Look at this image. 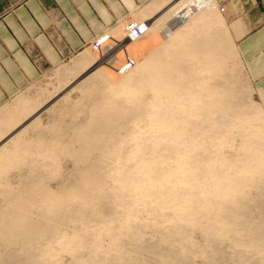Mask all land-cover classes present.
Masks as SVG:
<instances>
[{"label":"bare ground","instance_id":"bare-ground-1","mask_svg":"<svg viewBox=\"0 0 264 264\" xmlns=\"http://www.w3.org/2000/svg\"><path fill=\"white\" fill-rule=\"evenodd\" d=\"M137 17L142 21L140 24L148 22L146 33L157 35L162 40L135 66L142 68L138 71L142 74L140 82L155 84V104L159 109L151 114L156 123L153 124L151 119L145 120L149 122L146 131L143 130L145 127L139 126L140 122L125 129L128 124L121 119L124 116L132 121L137 116H151L143 113L144 104L133 105L129 103L134 100L132 97L124 99L123 96L132 88V76L126 74V61L123 57V62H120L119 55L125 51L127 56V46L135 44L140 37L126 36L123 42L122 38L115 39L112 35L123 34L122 27L107 36H112L111 39L106 37L115 42L121 41L116 44L122 50L120 54L105 52V57L97 59L94 49L93 53L87 49L74 71L58 72L61 75H57L58 84L53 87V92L41 89L36 97L20 98L13 104L15 107L10 108L9 105L0 108V174L3 162L12 160L15 154L20 157V163H25L27 159L35 162L29 166L34 177L20 176L24 180L15 185L16 192L12 191L13 188L0 189V196H5L6 203L3 206L2 202L0 206V244L4 246L0 252V264H48L56 260L53 259L55 252L60 250L68 252V264H144L140 256L149 244L153 254L157 250L155 253L159 259H156L161 264H191L192 255L197 251L205 259L202 264H264V210L261 209L264 203L263 110L250 99L252 91L248 89L233 93L232 89L215 85L209 90L197 92L198 88L203 87V76L214 73L216 64L230 56L239 58L217 2L155 0ZM114 45L113 41L110 45L113 48L108 46L105 51L108 48L115 50ZM221 46L225 53L216 59L214 50ZM164 56L169 60H165ZM189 56L193 59L190 68L184 62ZM196 62L204 63L206 69L199 71L192 67ZM167 65L169 69H166ZM235 80V77L230 79L233 83ZM170 90L172 94H168ZM61 91L64 94L57 101L54 100L63 104L60 114L78 115L87 106L81 102H92L97 98V104L98 101L100 104H92L94 107L107 102L110 108L102 118L93 119L100 124L96 131L78 136L80 149L77 152L80 154L90 147L98 149L99 160L84 161L86 165L74 168L75 171H71L70 175L68 173L67 177L60 174L62 183L59 182L56 189L47 186L46 182L44 186L41 183L44 181L41 178L48 173H57V167L52 165L55 162L53 158L58 156L55 147L59 144L55 141L56 136L47 137L44 134L46 127L42 123V112L48 111L51 116L57 109H54L56 104L43 108L46 93L56 97ZM77 91L83 97L74 101L71 96ZM213 95L217 99L213 105H209L206 98ZM174 100L176 102H172ZM193 101L201 103L195 104V108ZM191 117L197 120L193 122ZM73 127L82 129L84 123H76ZM46 129H50V126ZM234 131L244 141L238 155L228 161L232 168L213 166L211 155L216 144L232 145L235 136L227 133ZM27 137L31 139L26 140ZM70 144L71 141L66 140V146ZM160 145L166 152H189L182 161L183 168L176 174L167 176L168 169L156 166L161 156L157 154ZM218 159L223 162L227 160L221 153ZM166 161L167 158L162 163ZM111 162L114 169L108 168ZM227 169H235L238 173L235 183L228 180ZM113 170L115 173H111ZM41 171H46V176ZM110 177L116 183L114 191L109 189ZM176 179L182 182H176ZM145 180L150 183L144 185ZM137 184H143L144 197L155 196L150 202L157 204L155 209L167 211L166 215L173 220V233L178 240L189 245L187 251L178 241L174 246L175 243L165 233H161L162 239L157 242H142L143 223L132 208L138 199L130 193ZM41 185L44 188H40ZM150 185L152 189L147 188ZM244 187L250 188V192L245 191ZM226 195L232 198L225 199ZM109 198L121 200L120 206L128 213L125 224L116 222L111 225L112 217L108 218L109 221L94 219L96 204H99L105 217L112 215ZM147 209L151 211V208ZM79 221L84 224L94 221L97 225L103 222L97 234L98 241L107 240L109 244H101L99 249L98 242L80 236L77 233L81 228ZM188 225L192 226L191 233L198 229L202 231V246L198 241H192L191 233L184 230ZM69 227L71 230H67ZM123 228L127 230L128 240L125 244L128 246H123L117 240ZM65 235L67 237L63 238ZM222 239H227V244L234 249L235 254L231 258L224 254ZM168 241L176 248L175 259H167L162 253Z\"/></svg>","mask_w":264,"mask_h":264},{"label":"rangeland","instance_id":"rangeland-1","mask_svg":"<svg viewBox=\"0 0 264 264\" xmlns=\"http://www.w3.org/2000/svg\"><path fill=\"white\" fill-rule=\"evenodd\" d=\"M152 1V0H151ZM146 7L147 6H143L142 8H140L139 10H137L136 12H133L129 17H127L126 19H123V22H120L119 24H117L114 28L108 30L107 32H105L104 34L98 36L91 44L90 46H88L85 50H83L82 52H80L79 54L75 55V56H71L70 58H68L61 66L55 68L54 70H52L51 72L45 73L43 76L40 77L39 80H37L33 85H31L28 89H26L25 91L21 92L20 94H18L16 97H14L7 105L5 106H9L10 108L15 107V104L20 98L22 97H36L37 93H39L38 91H40L41 89H47L50 92H53V87L57 86L58 84V79L59 76L57 75H61L58 72H65L67 70H75L77 68V64L80 61L79 59L83 56V54L87 51V49H89L92 53L94 51L95 56L98 58H102L105 57L104 54L105 52L107 53H113L117 54L120 49V46H117L116 44H118L119 42H123V40H125L126 38V26L129 22L133 21L136 22L138 24H140V19L137 17L138 14H140V12L142 11H146ZM138 13V14H137ZM170 13V12H169ZM153 13L151 12V15ZM168 15V12L165 14V16ZM225 16V15H224ZM228 24H230V22L228 21V19L226 18ZM122 27L123 28V34L122 37L121 35H112L113 37H115V39H121V41L117 40L115 42V40H108L111 39L110 36L109 38L107 37L108 35H111L117 28ZM230 32H232V28L230 27ZM232 35V34H231ZM218 36V35H217ZM108 39H107V38ZM119 37V38H118ZM124 37V38H123ZM233 37V35H232ZM99 40V48L95 49L93 47V44L95 42H97ZM105 40V41H104ZM155 40H157L158 42H154ZM233 40L235 42V39L233 37ZM114 41L115 45L114 49H109V48H113L112 46H110L112 44V42ZM160 45V43H162V40L157 36V35H153V34H149V33H145L143 36H140L139 39H137V41H135V44L132 43L129 46H127V56L125 55V51L120 52L118 54L119 57L121 58L120 62H123V57H124V62L126 65L127 64V60H133L134 61V65L128 67L127 69H125L126 74H129L130 76H132V83H131V90L125 94H123L124 99L127 97H132L134 100L133 101H129V103H132L133 105H140V104H144L145 107L143 108V113H147L149 115L153 114L157 109L156 105V93L154 91V86L155 84H151V83H144V82H140L139 79L142 78V74H139L138 71H140L142 68H136V64L139 63L141 60H143L146 56L149 55V53L156 47L155 44ZM110 46L108 48V51H105V49L107 50V47ZM94 49V50H93ZM93 50V51H92ZM96 50V51H95ZM111 50V51H110ZM131 50V51H130ZM116 51V52H115ZM100 53V54H99ZM225 53V50L223 48V46H221L218 49L214 50V56L216 59H218L219 55ZM138 56V57H137ZM118 57V55H117ZM119 58V60H120ZM192 57L189 56L188 60L187 58L184 60V62L188 66L189 68L191 67V62L193 59H191ZM126 59V60H125ZM164 59H168L166 56H164ZM169 60V59H168ZM177 61V60H176ZM179 61H181L179 59ZM120 64V63H119ZM117 65V64H116ZM118 67V66H117ZM115 67V68H117ZM192 67H196L199 71L201 69H206L205 68V64H200L199 62H196L195 65H193ZM125 68V66H124ZM215 70L214 73L212 74H208L206 73V75L203 76L204 80L203 82V87L202 88H198L199 90L197 92H203L204 90H209L210 87H213L215 85H221V86H225L228 89H232L231 91L234 93H239L240 91H244L246 89H248L249 91H252L251 93V97L250 99L258 106L262 107V105L259 103L257 96L255 95V91L253 89V86L249 80V77L246 73L245 67L242 63V60H240V58H234V56H230L227 57L223 62H221L220 64H216L215 65ZM169 69V66L167 65V68ZM114 70V69H113ZM116 72V69L114 70ZM143 71V70H142ZM117 73V72H116ZM118 75V74H117ZM200 75L202 76L203 73L201 72ZM120 76V75H119ZM81 77V76H80ZM94 77V76H93ZM232 77H235V83L231 82L230 79ZM74 78V77H73ZM79 79V76L78 78ZM74 81V79H73ZM201 82V81H200ZM177 85H179V80H177ZM165 86V85H164ZM192 91V90H191ZM189 91V92H191ZM173 91H169L168 94H172ZM176 92V90H175ZM177 92H180L177 91ZM64 94L63 91L59 92L58 95H54L51 96L49 95V93L47 92L45 97H43V108H47L50 107L51 105H55V108L57 107L56 111L51 114L48 113V111H44L42 112V123H44L45 127L47 128V126H50V129H44V134L47 137H50L52 135L56 136L55 141H57L59 144L55 147V150H57V157H54L53 160L55 159V162L53 161V167H57V173L56 171L53 172L54 174L51 175L52 173H48L46 176V171H41L42 175L44 174L46 177H42L41 181L44 180L42 183V185L44 186V183L46 182L47 186L56 188L58 187L57 185H59L60 183H62L60 181L61 178H59L60 176H68L72 173L71 171H75L73 170L74 168L77 167H82L84 165H86L87 163L84 161H98V155H99V150L98 149H94L92 147L88 148L87 150L83 151V152H77L80 148V142L78 141V136L80 135H84L85 132L88 131H96V129L100 126L99 123L93 121L94 118L96 117H100L102 118L103 114H105L109 108L110 105L107 104V102H103L101 105L94 107L92 104L96 105L97 104V99L95 101H92L94 103L91 102V100H84L82 105L86 106V108L83 110L82 113L78 114V115H72V114H60L59 112L61 111V109L63 108V104L60 103V101L56 102L59 97ZM36 95V96H35ZM53 97V98H52ZM82 94L80 92H74L71 96V98L74 101L79 100L80 98H82ZM194 97H198L197 95H195ZM217 99V96L213 95L211 97H207L206 101L209 102V105H213V102ZM56 100V101H54ZM99 100V99H98ZM56 102V103H54ZM172 102H176L175 100ZM46 103V104H45ZM53 103V104H52ZM61 105H58V104ZM96 103V104H95ZM196 108L195 104H199L201 102H196L193 101L192 102ZM98 104L99 101H98ZM97 104V105H98ZM60 106V107H59ZM62 106V107H61ZM8 107V108H9ZM59 108V111H58ZM61 108V109H60ZM263 109V107H262ZM58 112V113H57ZM214 117L216 118L217 115H214ZM122 121L127 122L128 127H126L125 129L130 128L131 126H135L136 123H139L140 127H145L143 128V130H147L148 126L147 119H151L152 123H156V120L153 119V115H151L149 118H143L142 116H137L136 118H134L132 121H129L128 119H125L124 116L121 118ZM125 119V120H124ZM191 120L193 122H195L197 119L195 117H191ZM200 123H202L201 120H199ZM76 123H84V127L82 129H78V128H74L73 126H76ZM191 124V123H190ZM190 124H188V126L190 127ZM255 124H257V122H255ZM73 125V126H72ZM124 129V130H125ZM111 132V130H109ZM124 133V131H122ZM32 134V133H31ZM229 136L234 137L235 136V141L233 142V146L229 145V144H225V143H219L216 144L215 148H214V152L211 155L212 157V164L213 166L216 167H220L221 165L224 167H229L232 168V166H230L231 164H229L228 161H230L229 159L231 158H235L238 155V152L240 151L241 147H242V143L244 141V138H241L239 136H237V131H234V133H227ZM31 138L27 137L26 140H29ZM228 139V138H226ZM66 140L67 141H71V144L69 147L66 146ZM162 145L158 146L157 148V154L161 155L160 157H158V164H156V166L158 167H165L166 169H168V172L166 175H173L176 174V172L180 171L181 168H183V159L186 158L189 154V152H184V154H179V153H175L172 150H168L166 152V149H162L161 148ZM27 148H29L27 146ZM33 149H36V147H33ZM13 151L15 149H12ZM24 150H26V145H24ZM163 152V153H161ZM221 153L222 157L227 158L226 161H221L218 159L219 154ZM56 156V155H55ZM31 159H33V157L30 156ZM167 158V161L162 163L163 160H165ZM18 159H20L19 156H17V154H15L12 157V160L9 161H4L3 162V167L1 168L2 172L0 175H3V177L0 178V181L2 183V185L0 186L1 190H8V189H12V191H15V185H18V183H20L21 181L23 182V178H21L20 176L22 175H26L28 177H34L33 172L30 169V165H32L35 162H32V160H26L25 163H20L18 162ZM108 168L114 169V163L111 162V164L109 165ZM71 172V173H70ZM227 175H228V180L232 181V183H235L238 179V173L235 171V169H227ZM111 173H115V171L113 170ZM61 174V175H60ZM43 175V176H44ZM57 175V177H56ZM60 175V176H59ZM67 175V176H66ZM7 177L4 179V177ZM9 177V178H8ZM19 177V178H18ZM47 178V179H46ZM112 177H110L108 179V185L110 186V191H114L113 186L116 184L114 182L113 179H111ZM54 179V180H53ZM63 179H66L63 177ZM62 180V179H61ZM10 181V182H9ZM65 182V180H63ZM8 184H7V183ZM50 182V183H48ZM60 182V183H59ZM63 182V183H64ZM176 182H182L181 179H176ZM141 183V182H140ZM149 181H143V184H149ZM4 184V185H3ZM143 184H137L133 187L132 192H130L133 196H135L138 201L136 203H134L133 205V209H134V214L138 215L139 218L141 219V222L143 223L142 227H141V232H142V242L144 241L146 244L148 243H154L159 241L160 239H162V234L165 233V236L169 235L170 241L174 246L176 245L175 241H178L177 243H181L182 246H184L183 250L187 251L189 249V245L182 240H178L177 237H175L174 233H173V228H172V222L173 220L171 219V217H168L167 211L165 210H161V209H155V207L157 206V204L155 202L150 203L152 200L155 199V196H151V197H144V195L142 194V186ZM40 186L43 187V186ZM4 186V188H3ZM10 186V188H9ZM13 186V187H11ZM45 185V188L47 187ZM7 187V188H6ZM180 187V186H177ZM3 188V189H2ZM44 188V187H43ZM48 188V187H47ZM148 189H152V186H148ZM58 189V188H56ZM245 191L250 192V188L248 187H244L243 188ZM253 191V190H252ZM251 197H253V193L250 194ZM5 196H0V206H2V202H3V206L6 204L4 202V198ZM225 199L226 198H232V196L226 195L224 196ZM8 198V197H6ZM121 200L119 198L113 199V198H109L108 199V205L110 206L111 210L113 211L111 216H107L105 217V215L100 211L99 209V204H96V208L97 211L94 215V219H96V221L101 220H107L109 221V217H112V221H111V225H114V223H119V224H125L127 221V217H128V213L125 211V209L120 206L121 204ZM182 204H186V202H182ZM147 206V207H146ZM147 208H151V211H149ZM262 210H264V203H263V207L261 208ZM117 211V212H116ZM116 212V213H114ZM92 222V223H91ZM88 224L87 223H83L79 221V227L80 230L78 229L77 233L84 237V238H89L92 241H96L99 243V249H101V244H109V242L107 240H103V241H98V235L101 231V226L104 224L103 222L98 224L94 221H91ZM95 223V224H94ZM92 224V225H91ZM95 225V226H94ZM78 227V226H77ZM78 227V228H79ZM67 230H71V227H69ZM184 230L187 233H191L192 232V226H186L184 228ZM162 233V234H161ZM193 234V235H192ZM192 237V241H198L199 242V246H202L204 244V239H203V234L202 231L200 229L196 230V232L191 233ZM67 237L66 235L63 237L65 238ZM117 240L119 242L123 243V246H128L125 244V242L128 240V236H127V230L125 228L121 229V235L117 236ZM171 242H167V247H165L164 251L162 252L164 257H166L167 259H175L177 253H174V250H176V248H173V245H170L169 243ZM222 244L221 246L225 247L224 249V254L227 255L228 258H231L234 253V249L231 248L227 242V239H222ZM171 243V244H172ZM169 244V245H168ZM57 245V244H56ZM94 244H91V246ZM151 245V244H149ZM147 247L146 251H144L141 256L140 259L144 261V264H161L159 262V257L158 255L156 256V251L152 248V250H154V254L150 251L151 249H149L150 247ZM172 246V247H171ZM2 247V248H1ZM4 246L0 244V252L3 251ZM76 250L73 251V253H75ZM198 252V251H197ZM197 252L195 254H197ZM70 253V252H69ZM201 254V252H198ZM192 255V260H191V264H202L204 263V258L202 255L197 254L196 257H194V255ZM199 255V256H198ZM158 257V259H156ZM56 259L54 261H49L48 264H68L70 261V256L68 254V252H64V251H57L55 252V258ZM196 262V263H195ZM181 264H185L181 263ZM187 264V263H186Z\"/></svg>","mask_w":264,"mask_h":264},{"label":"crops","instance_id":"crops-1","mask_svg":"<svg viewBox=\"0 0 264 264\" xmlns=\"http://www.w3.org/2000/svg\"><path fill=\"white\" fill-rule=\"evenodd\" d=\"M154 1L0 0V108ZM215 1L264 113V0Z\"/></svg>","mask_w":264,"mask_h":264},{"label":"built area","instance_id":"built-area-1","mask_svg":"<svg viewBox=\"0 0 264 264\" xmlns=\"http://www.w3.org/2000/svg\"><path fill=\"white\" fill-rule=\"evenodd\" d=\"M147 23L148 22H145V23H142V24H138V23L133 22V21L129 22L127 24V26H126V29L128 31L127 37L128 38H132L133 36H136V37L143 36L146 33V31H147ZM99 46H100L99 45V40L93 44V47L95 49H98ZM127 61H128L127 64L124 65L125 66L124 69H127L128 67L134 65V61L133 60H129L128 59Z\"/></svg>","mask_w":264,"mask_h":264}]
</instances>
